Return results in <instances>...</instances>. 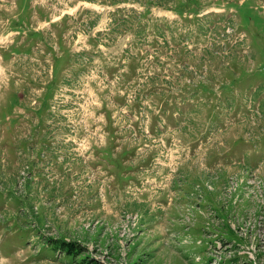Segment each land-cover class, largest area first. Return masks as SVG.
<instances>
[{
    "label": "rangeland",
    "instance_id": "rangeland-1",
    "mask_svg": "<svg viewBox=\"0 0 264 264\" xmlns=\"http://www.w3.org/2000/svg\"><path fill=\"white\" fill-rule=\"evenodd\" d=\"M259 86L264 0H0V264H264Z\"/></svg>",
    "mask_w": 264,
    "mask_h": 264
},
{
    "label": "trees",
    "instance_id": "trees-1",
    "mask_svg": "<svg viewBox=\"0 0 264 264\" xmlns=\"http://www.w3.org/2000/svg\"><path fill=\"white\" fill-rule=\"evenodd\" d=\"M61 243H63V246L64 247H66V253L69 255V254H71V253H73L74 252V249H76V248H74L73 246H72V244L71 243H64V242H61ZM76 252V251H75ZM80 252V251H79ZM80 253H82V252H80ZM83 260H88V256H86V259H83ZM82 260V261H83ZM85 264H86V261L84 262ZM88 264V263H87Z\"/></svg>",
    "mask_w": 264,
    "mask_h": 264
},
{
    "label": "crops",
    "instance_id": "crops-1",
    "mask_svg": "<svg viewBox=\"0 0 264 264\" xmlns=\"http://www.w3.org/2000/svg\"><path fill=\"white\" fill-rule=\"evenodd\" d=\"M35 194H36V193H35ZM37 199H38V198H36V200H37ZM39 202H41V201H39ZM38 217H39V216H38ZM38 217H37V218H38ZM33 219H35V218L33 217ZM38 219H39V218H38ZM35 220H36V219H35ZM31 235H32V234H30V236H31ZM30 236H29V237H30ZM41 237H42V236H41ZM30 239H31V238H28L27 241L29 242ZM35 239L38 240V243H37V244H39V245L42 247V245H43L44 242H41V239H39V238H37V237H36ZM28 242H26V243H28ZM34 243L36 244V242H34Z\"/></svg>",
    "mask_w": 264,
    "mask_h": 264
},
{
    "label": "flooded vegetation",
    "instance_id": "flooded-vegetation-1",
    "mask_svg": "<svg viewBox=\"0 0 264 264\" xmlns=\"http://www.w3.org/2000/svg\"><path fill=\"white\" fill-rule=\"evenodd\" d=\"M195 74H196V73H195ZM205 87L210 88V87H209V84H208L207 82H206V86H205Z\"/></svg>",
    "mask_w": 264,
    "mask_h": 264
}]
</instances>
